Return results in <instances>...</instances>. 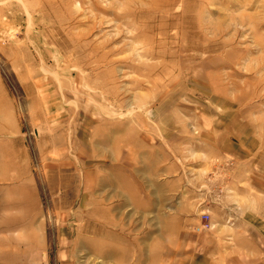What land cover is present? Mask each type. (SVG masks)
I'll return each instance as SVG.
<instances>
[{"label": "rangeland", "instance_id": "1", "mask_svg": "<svg viewBox=\"0 0 264 264\" xmlns=\"http://www.w3.org/2000/svg\"><path fill=\"white\" fill-rule=\"evenodd\" d=\"M40 255L264 264V0H0V264Z\"/></svg>", "mask_w": 264, "mask_h": 264}, {"label": "crops", "instance_id": "2", "mask_svg": "<svg viewBox=\"0 0 264 264\" xmlns=\"http://www.w3.org/2000/svg\"><path fill=\"white\" fill-rule=\"evenodd\" d=\"M37 261L42 262V264H50L49 260H48V257L46 255H43V256L40 255V259H37Z\"/></svg>", "mask_w": 264, "mask_h": 264}, {"label": "built area", "instance_id": "3", "mask_svg": "<svg viewBox=\"0 0 264 264\" xmlns=\"http://www.w3.org/2000/svg\"><path fill=\"white\" fill-rule=\"evenodd\" d=\"M206 224H207V222H205V223L203 222V223H202V226L205 227ZM207 226H208V224H207Z\"/></svg>", "mask_w": 264, "mask_h": 264}]
</instances>
